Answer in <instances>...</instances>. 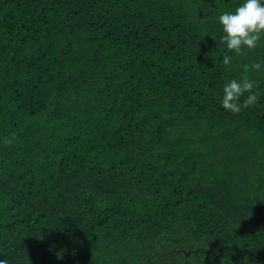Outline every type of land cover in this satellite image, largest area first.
<instances>
[{"label": "trees", "instance_id": "trees-1", "mask_svg": "<svg viewBox=\"0 0 264 264\" xmlns=\"http://www.w3.org/2000/svg\"><path fill=\"white\" fill-rule=\"evenodd\" d=\"M237 3L0 0V259L264 264V39L217 48Z\"/></svg>", "mask_w": 264, "mask_h": 264}, {"label": "clouds", "instance_id": "clouds-1", "mask_svg": "<svg viewBox=\"0 0 264 264\" xmlns=\"http://www.w3.org/2000/svg\"><path fill=\"white\" fill-rule=\"evenodd\" d=\"M217 22L219 28V45L224 65H230L234 56L245 50H253L264 39V0H238L231 11H221ZM252 71L264 70V59L251 62ZM254 79L244 76L240 79L230 78L222 86L220 106L231 113L241 110L240 97L247 93L243 104H251L256 100L253 89ZM0 264H8L7 259H0Z\"/></svg>", "mask_w": 264, "mask_h": 264}]
</instances>
